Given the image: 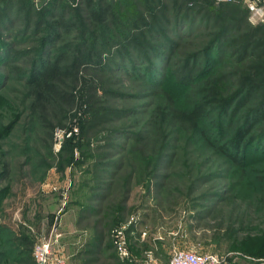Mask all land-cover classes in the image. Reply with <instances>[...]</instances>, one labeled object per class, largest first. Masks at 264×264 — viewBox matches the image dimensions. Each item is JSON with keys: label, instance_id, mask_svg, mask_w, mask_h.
I'll return each mask as SVG.
<instances>
[{"label": "rangeland", "instance_id": "obj_1", "mask_svg": "<svg viewBox=\"0 0 264 264\" xmlns=\"http://www.w3.org/2000/svg\"><path fill=\"white\" fill-rule=\"evenodd\" d=\"M27 2L0 0V264L10 239L57 235L66 264H264V73L240 87L250 60L230 46L236 18L264 22L202 0Z\"/></svg>", "mask_w": 264, "mask_h": 264}, {"label": "trees", "instance_id": "obj_2", "mask_svg": "<svg viewBox=\"0 0 264 264\" xmlns=\"http://www.w3.org/2000/svg\"><path fill=\"white\" fill-rule=\"evenodd\" d=\"M8 4H14L20 8L26 9L28 8L29 4L27 0H6ZM204 3H211L206 0H202ZM213 4V3H211ZM224 5H235L233 4H224ZM241 5V4H237ZM220 6V5H217ZM90 7V5H89ZM90 9V8H89ZM245 9V8H244ZM109 10L110 7L108 4H103L101 7H99L98 11H91L92 15V20L94 23L102 22L107 18L109 15ZM247 12V8L245 9ZM2 16V12L0 10V17ZM241 29L244 30L241 32V34L238 37H233L230 41V46L235 48V55H243L244 57L249 58V66H246L244 69L245 73L238 79V85L240 87H245L246 84H251V83H246L248 81L247 75L249 73H258V72H263L264 73V24L263 25H252L249 24V21L245 19L244 17H238L235 19V29ZM235 34V32H234ZM241 60V58H239ZM40 74L36 75L35 79L33 80V85H32V93L35 99V102H40V100H43L47 94L53 91V87L51 85L52 82L56 81L58 79L59 74L61 73L59 65L58 64H52V65H47L45 68H43V71L39 72ZM62 75V74H60ZM253 80H249L248 82H252ZM51 82V83H50ZM258 82V81H257ZM253 90H263L264 89V79L262 80L261 83H256L255 85L251 86ZM258 89V90H257ZM207 109L206 105H200L196 106L193 110V114L197 116L203 115V111ZM92 117L93 121H99L103 122L105 119H107V114L106 115H101L99 110H93L92 111ZM2 168H6L2 162H0V170ZM3 177V179L6 177L5 171L0 175V178ZM2 179V180H3ZM9 188L8 186L6 189ZM244 217L241 218V223H245ZM3 231H6V235L8 238L14 236L13 230L9 229L6 230L4 227L0 228ZM15 240V239H14ZM16 241V240H15ZM9 243L11 245V249L13 250V253L15 256L13 258L7 259L1 264H36L34 257L32 255L33 250L31 252V246L28 243H22L16 241V243L13 244V240L10 239ZM9 244V245H10ZM17 244V246H16ZM96 249L97 247L94 246ZM88 254L90 255H95L96 251L91 249ZM4 258V255L1 256Z\"/></svg>", "mask_w": 264, "mask_h": 264}, {"label": "built area", "instance_id": "obj_3", "mask_svg": "<svg viewBox=\"0 0 264 264\" xmlns=\"http://www.w3.org/2000/svg\"><path fill=\"white\" fill-rule=\"evenodd\" d=\"M215 5L224 4H245L248 12L253 17L264 22V0H206ZM121 235V232L118 236ZM120 238V237H119ZM118 238V239H119ZM59 236L43 239L34 246L33 256L36 264H66L65 260L52 256V249L58 243ZM119 249L122 248V241L119 243ZM147 264H155L148 262ZM168 264H225L214 254H193L180 250H175Z\"/></svg>", "mask_w": 264, "mask_h": 264}]
</instances>
